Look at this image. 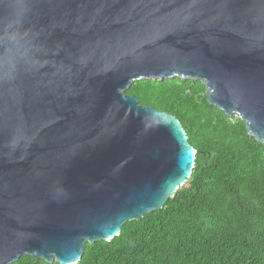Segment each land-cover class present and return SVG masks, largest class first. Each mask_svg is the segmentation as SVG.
<instances>
[{
  "label": "water",
  "instance_id": "obj_1",
  "mask_svg": "<svg viewBox=\"0 0 264 264\" xmlns=\"http://www.w3.org/2000/svg\"><path fill=\"white\" fill-rule=\"evenodd\" d=\"M175 76L264 145V0H0V264H74L164 206L196 149L126 88Z\"/></svg>",
  "mask_w": 264,
  "mask_h": 264
},
{
  "label": "trees",
  "instance_id": "obj_2",
  "mask_svg": "<svg viewBox=\"0 0 264 264\" xmlns=\"http://www.w3.org/2000/svg\"><path fill=\"white\" fill-rule=\"evenodd\" d=\"M126 92L171 112L196 149L187 180L160 209L86 242L74 264H264V145L208 102L200 79L141 78ZM9 264H61L23 254Z\"/></svg>",
  "mask_w": 264,
  "mask_h": 264
}]
</instances>
